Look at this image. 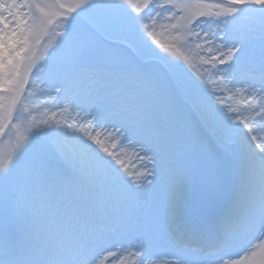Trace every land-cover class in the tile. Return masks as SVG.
<instances>
[{
    "label": "bare ground",
    "instance_id": "bare-ground-1",
    "mask_svg": "<svg viewBox=\"0 0 264 264\" xmlns=\"http://www.w3.org/2000/svg\"><path fill=\"white\" fill-rule=\"evenodd\" d=\"M23 5L22 0H0V63L7 60L17 28L14 16ZM206 22L191 29L187 43L159 46L152 55L178 63L190 111L203 125L193 123L192 130L231 161L239 160L245 174L232 187L233 197L215 226L210 246L220 251H198L203 242L205 249L209 246L200 234L189 244L193 249L181 248L187 244L184 238L178 241L180 219L213 208L218 188L227 186L217 181L214 188L202 189L172 153L177 131L186 129L195 113L169 116L162 95L172 92L160 72L150 73L153 64L136 65L130 76L88 61L89 71L69 66L52 72L60 111L51 168L41 176L34 170L23 175L21 218L0 222V264H264V58L253 55L261 48L259 40L264 44V23L256 38L239 25L234 33L230 28L213 38L217 25ZM217 46L239 53L227 69L213 67L209 74L199 58L210 52L216 63L221 56ZM123 55L119 52L118 58ZM150 80L159 87L147 89ZM171 104L183 109L175 99ZM174 165L179 168L173 170ZM233 169L229 164L225 173ZM72 170L77 177L68 175ZM192 193L199 196L195 207L182 209L180 203ZM42 205L49 209L35 218V207ZM2 236L11 238L2 241ZM19 245L26 246L27 259L16 249Z\"/></svg>",
    "mask_w": 264,
    "mask_h": 264
},
{
    "label": "rangeland",
    "instance_id": "rangeland-1",
    "mask_svg": "<svg viewBox=\"0 0 264 264\" xmlns=\"http://www.w3.org/2000/svg\"><path fill=\"white\" fill-rule=\"evenodd\" d=\"M261 4L256 0H22L23 6L14 16L15 38L8 44L7 60L0 63V222L14 223L21 218L25 208L20 192L23 175L34 170L33 174L39 172L41 176L45 167L51 168L57 132L54 121L60 111L55 104L57 82L52 72L63 65L80 70L88 66V61L97 62L105 71L131 76L136 65L152 61L150 73L161 72L166 89L172 92L162 95L169 116L181 119L184 113H195L187 128L177 131L172 153L187 166L193 182L207 189L214 188L219 180L224 183L229 162L221 161L208 147L199 148L203 137L192 126L200 124V119L194 110L190 111L178 63L152 53L162 45L179 47L187 43L192 26H206L207 19L217 25L213 38L222 37L230 28L234 33L238 25L244 29L258 27V21L264 23ZM241 13L246 14L248 22L234 26L233 21ZM259 45L261 48H256L253 55L264 58L260 40ZM223 46H217L221 56L216 63L209 57L210 52L199 58L209 74L215 71L213 67L227 69V62L239 53ZM119 52H123L122 58H118ZM154 86L147 81V89ZM172 99L180 102L183 109L172 105ZM72 173L78 175L77 170ZM222 197L219 187L216 204L224 201ZM42 209L49 208L36 206L35 218ZM2 237L3 241L11 238Z\"/></svg>",
    "mask_w": 264,
    "mask_h": 264
}]
</instances>
